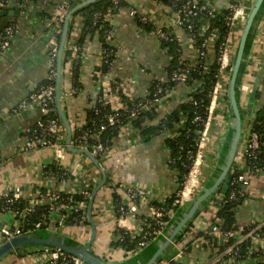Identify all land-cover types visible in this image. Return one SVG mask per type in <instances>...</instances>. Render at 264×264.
Masks as SVG:
<instances>
[{
	"label": "crops",
	"instance_id": "obj_1",
	"mask_svg": "<svg viewBox=\"0 0 264 264\" xmlns=\"http://www.w3.org/2000/svg\"><path fill=\"white\" fill-rule=\"evenodd\" d=\"M65 0H31L27 4L16 3L15 15L13 17L0 16V27L13 21L17 32L11 44L4 50L0 49V193L6 189L19 187L23 195L35 194L41 188L48 189H72L73 183L49 178L42 175L44 165L58 163L55 160L51 148L44 147L24 151L21 145L27 135L26 128L31 122L34 114L32 109L15 112V107L27 95V93L38 87L42 79L48 75L50 60V40L53 38L54 30L47 24V19L54 13L56 7ZM232 0H213L216 10L227 8ZM126 5L113 15V31L109 37V43L115 48V60L110 70L105 75L94 77V70L101 64L102 44L96 37H88L84 45V59L81 66L80 82L82 90L78 94H72V76L65 73L62 91L65 111L73 126L76 128L85 120V108L91 102L89 97L103 86L109 89L111 83L119 80L121 89L128 95L144 97L147 95L151 82L154 79L165 80L167 78V67L169 55L161 41L153 36H147L141 31L136 17L131 15V10L136 9L139 13L152 10L160 15L159 23L162 26H171L175 16L165 15L168 10L165 6L155 3L153 0H126ZM13 5L11 0L9 8ZM6 9V8H5ZM49 13V17H43ZM165 16V18H164ZM177 35L186 38L185 31L177 27H170ZM241 30H239L240 34ZM238 41V40H237ZM237 45V42L236 44ZM236 48V46H235ZM235 51V50H234ZM184 56L195 59V54L184 51ZM250 60L253 66H257V75L252 78L251 93L264 87V17L257 31L256 38L251 49ZM248 72L249 73V67ZM255 66V67H256ZM260 78L259 85L256 84ZM251 79V80H252ZM189 88L185 85H177L170 92V100L160 107L162 113L168 112L179 102L186 100ZM250 93V94H251ZM90 94V95H89ZM119 97L114 93L107 99L114 107L119 105ZM248 98L242 99L245 106ZM262 100L254 101L255 106H261ZM221 108V107H220ZM224 114V113H223ZM222 113L213 123L210 142L206 148L205 174L206 179L217 163L223 151L226 135L229 130L228 114ZM245 139H243L237 161L242 162L244 156ZM170 151L165 147L164 136L159 135L143 142L138 136L122 133L116 140L115 146L108 151L102 162L108 180L119 182L123 185H133L149 199L163 202L173 196L180 186L178 174L169 164ZM87 160V161H86ZM84 162L77 154L69 153L63 165L74 175L82 169L97 174L101 177L99 169L87 158ZM60 164V163H58ZM240 164V163H239ZM224 181L217 192L222 194ZM106 183L96 194L92 207V219L96 227V236L92 243L95 253L112 261L122 262L131 257L125 256L121 248H113L112 241L116 240L117 226L129 228L130 231L138 232L141 228L140 218L126 219L120 221L114 207L113 191ZM119 193H125L122 189ZM248 196L242 203L237 214V222L248 226L251 223L264 222V173L251 176V183L246 189ZM125 196V195H124ZM216 197L215 199H217ZM127 201L126 197L123 199ZM214 199L211 201L213 205ZM218 202L221 201L219 196ZM216 202V200L214 201ZM211 205L207 207L206 216L197 217L195 231L199 232L210 224V218L215 216V210ZM149 205H142L139 214H147ZM178 212V211H177ZM174 217V215H173ZM4 223H12L13 217L10 213L1 216ZM204 222V223H203ZM54 225V224H52ZM91 223L75 227H48L52 231H60L70 237L85 243L91 235ZM196 234V233H195ZM190 238L185 239L183 246L189 244ZM259 246H264V235L255 241ZM1 244V242H0ZM155 247V242L143 249L141 253L149 254ZM42 246L27 247L13 250L0 260V264H45L46 259Z\"/></svg>",
	"mask_w": 264,
	"mask_h": 264
},
{
	"label": "trees",
	"instance_id": "obj_2",
	"mask_svg": "<svg viewBox=\"0 0 264 264\" xmlns=\"http://www.w3.org/2000/svg\"><path fill=\"white\" fill-rule=\"evenodd\" d=\"M76 1L77 0H68L70 7H72ZM185 1L186 0H156L154 2L163 5L168 9L166 12L164 9L163 13L165 15L176 17L177 12L181 10ZM126 3V0H119L118 2H115L114 0H98L80 9L74 16L71 22V30H73L76 18L80 19L82 26L76 38H73L70 32L65 47L64 58L66 67L67 63L71 60L69 74L72 76V87L74 90L71 92L72 94H78L82 90L80 70L85 55L84 45L88 40V37L90 38L96 35L100 40L102 50L104 51L103 62L94 70L95 79H97L100 74H107L110 70L116 57L115 48L109 43V37L113 31V15L119 12ZM201 3H204V0H201ZM252 3L253 1L250 2V6ZM48 14L49 13H44L43 17H49L50 15ZM229 14L230 10L228 8L216 10L212 13H209L208 10H203L198 12L195 17L189 18L188 22L193 25L191 33L194 35V48L198 51H205L204 55H199L195 60L183 56V49L176 38L177 36L175 33H170V38L168 40H161L162 45L167 49V54L170 57L169 65L167 67V78L166 80L154 79L150 84L146 96L134 98L133 96L126 94L121 87H119V85H121L119 80L111 83L110 90H105L102 86L94 96L89 97L91 104L84 110L85 121L83 124L76 128L73 126L72 142L76 143L75 139L77 135L88 132L92 136L93 134L95 136L97 135V143L100 142L104 147L111 150L115 146L116 140L123 133V128L126 126L131 128L130 137L136 135L143 142H147L155 136L162 135L164 136L165 147L170 151L169 164L171 168L177 172L178 179L181 182L191 167L193 159L191 152L196 153L198 150V140L200 138V131L204 126V118H206V107L209 103V93L214 84L219 80L223 81V84H225V88L227 89L229 74L220 71L217 56L219 46L226 40L230 31L228 19ZM135 17L141 28L145 30L153 29L154 26L151 22H142L138 15ZM13 23V21L7 22L6 25L0 27V32ZM63 26L64 25H61L53 35L59 46L62 38ZM203 26H207L205 34L202 33ZM211 32L215 34V37L210 42V46H205L206 37ZM74 46L79 48L78 56L72 58ZM209 49L211 50L209 51ZM250 65L249 73L246 76L245 81L252 86L253 83L251 81H253L252 78L256 77L258 67L256 66L253 68L254 64L252 60H250ZM181 68L189 69L188 79L185 84V86L189 88L187 94L188 98L179 102V104L168 112L162 113L158 104L154 100L157 96H164L167 100H170V92H172L178 84L176 81H172L171 76L174 71H180ZM259 82L260 78L257 79L256 84L259 85ZM43 85H52L53 87H56V73L52 75L48 74V76L42 79L38 87ZM159 86L163 87L164 90L156 96L155 92ZM38 87L35 89H38ZM112 93L118 94L120 99L118 107H114L113 103L107 99ZM65 94L66 92L62 91V95L65 96ZM260 99L262 100V103L253 119L251 130L259 133L261 144L253 156L244 154L246 169L253 172L255 175L264 172V87L255 91V100ZM52 100L50 106H52L55 111L49 112L48 115H44L39 108L32 109L34 114L31 117L30 124L26 128V133L34 131L37 127V122L39 120H46L48 116L61 120L55 102V94ZM225 102L224 105H221L219 114H227V93L225 94ZM115 113H119L118 121L114 125H110L107 122V118L109 115ZM197 116H200L202 119L196 120L195 118ZM101 127H103V129L100 131ZM90 142L93 143L92 140ZM98 159L103 162L105 157L99 156ZM239 163L240 160L235 163L232 171L233 181L228 188L223 190L221 201L218 202V199H214L216 202L213 201V205H211V208L213 207L215 210L213 222H216L215 220L218 219L223 229L237 228L238 211L248 196V193H246V191L244 192L239 186V183L236 182V177L241 167ZM44 171L60 180H71L74 178V173L68 170L67 167H62V165L58 163L47 164ZM107 183H109L108 185L114 189L113 202L116 209L124 201L125 193H123V195L122 193H119L121 183L113 182V180H110ZM41 191L46 193L48 190L46 188H41ZM243 192L244 195L242 194ZM232 194H235L233 198H231ZM61 196L62 203L68 205V208L64 211V213L68 214L66 228L88 224L87 209L76 210L73 208V203L75 201L84 200L85 198L79 194L70 195L69 193H61ZM174 196L175 194L163 202L149 198L146 199L148 200V205L150 207L163 209L165 215L163 220L167 221L170 218L169 209L172 207ZM141 197L142 196H137L134 200L140 206L144 205ZM86 200L89 203V199ZM3 201V198H1L0 213L4 212ZM26 203L27 200L22 199L20 202L11 205V208L19 210L24 208ZM49 210V205L42 203L37 205L34 212H30L22 218V228L24 230H33L38 227V229L43 230L48 227L56 228L57 226L55 224L52 225V223H48L46 219ZM136 218H140L144 231H148L153 226L154 220L148 215L139 214ZM250 225L245 226V228L248 229ZM191 229L192 227H190L188 231ZM115 230L117 236L116 240L111 243L113 248H121L124 251L125 256L139 252V242L143 239L142 234L133 236L129 230L120 226H117ZM197 237L204 240V243L202 244L203 246L208 244L213 245L212 255L220 252V250L224 249L233 241V239H231L226 242L218 243L211 235L204 233V230H200ZM183 240L184 238L182 236L178 242L183 243ZM251 247L252 243L250 240L243 243L242 249L237 258V263L234 264H264V254H260L258 251L255 253H249L248 251ZM26 248L27 247H24L23 249ZM184 248L190 250V244L184 245ZM214 250H216V252H214ZM173 254L174 249L171 250L166 257L172 256ZM218 264L227 263L220 261Z\"/></svg>",
	"mask_w": 264,
	"mask_h": 264
},
{
	"label": "built area",
	"instance_id": "obj_3",
	"mask_svg": "<svg viewBox=\"0 0 264 264\" xmlns=\"http://www.w3.org/2000/svg\"><path fill=\"white\" fill-rule=\"evenodd\" d=\"M31 0H21L22 4H27ZM118 2L119 0H114ZM156 1V0H153ZM254 0H240V1H232L228 5V9L230 10L229 14V25L230 31L226 37V40L219 46L217 62L220 66V71L228 73L231 70L232 62L234 58V48L235 44L239 37V30L242 29L243 24L245 23L249 9H250V2ZM11 0H0V8L5 9L10 4ZM70 5L68 0L60 3L54 13L47 19V24L56 31L61 25H64L66 15L70 9ZM203 10H208L209 13L216 11L213 0H204V3H201V0H186L184 5L182 6L181 10L177 12L176 17L170 22L172 27L180 28L181 30L185 31L186 38H182V36L176 34V38L180 42V45L183 49V56L184 51H188V53L195 54L196 57L199 55H204L205 51H198L194 48V35L191 33L193 25L188 22L189 18L195 17L198 12ZM131 15L136 16L138 15L142 22H151L153 24V29L145 30L141 28V31L147 36H153L157 39L161 40H168L170 38V33H174L171 26H162L159 23L160 15L152 10H147L144 12L139 13L136 9L131 10ZM165 18V16H164ZM82 23L80 19L76 18L73 30H71V36L76 38L80 32ZM170 30V31H169ZM207 26H203L202 33H206ZM17 32L15 23L7 26L4 28L3 31L0 32V49H6L11 42L13 41L15 34ZM215 37V34L212 32L208 34L206 37L205 46L209 45L212 39ZM78 47H73V57L78 56ZM211 49H209L210 51ZM59 53V44L57 40L53 37L50 40V60H49V70L48 74L52 75L57 73V58ZM101 63L104 60V51H101ZM185 57V56H184ZM196 59V58H195ZM193 59V60H195ZM56 60V61H55ZM101 65V64H100ZM71 68V60L67 63V67L65 66V73H69V69ZM189 69L184 68L180 69V71H174L171 79L172 81H176L177 85H185L188 79ZM244 77V81L241 85L242 90V99H246L250 96L251 93V85L248 84L246 80V76ZM48 76V75H47ZM166 80V79H165ZM121 87V85H119ZM187 87V86H186ZM164 88L159 86L155 95L157 96L158 93L163 92ZM73 87L71 92H73ZM227 93V89L225 88V84L223 81H217L214 86L212 87L209 93V103L206 107V118H204V126L200 131V138L198 140V150L196 153H192L193 157L191 167L188 173L183 177V180L180 182V186L175 193L172 207L169 209V220L175 215V213L180 209H186L189 204L192 202L194 197L199 193L201 188L204 185L206 180V170H205V161H206V148L210 142V133L213 126L214 121L218 116L222 117L219 114V109L221 105H224L225 102V94ZM55 94V87L52 85H43L38 87V89L29 91L27 95L21 100V102L15 107V112L21 113L22 111L39 108L44 115H48L49 112L55 111V109L50 106L52 103L53 96ZM118 96L117 93H114ZM119 99V98H118ZM120 101V100H119ZM156 103L159 106L166 104L169 100H167L164 96H157L155 98ZM259 101V100H258ZM260 106L254 107V112L251 116L250 121L246 127L245 132V148L244 154L248 156H253L255 151L259 148L260 142V135L256 131L251 130V125L255 115L258 111ZM119 117V113H115L109 115L107 118V122L110 125H114L117 123ZM196 120L202 119L200 116L195 118ZM83 124V123H82ZM81 124V125H82ZM79 125V127L81 126ZM103 129L101 127L100 131ZM131 128L128 126L123 128V133H127L130 135ZM94 136V137H93ZM93 136L90 133H83L81 135H77L75 142L72 144L76 147H81L90 151L95 157L103 156L105 157L110 149H107L103 146L102 143H97V135ZM65 138H66V129L63 122L58 118L49 117L46 120H39L37 122V127L31 133H27L23 144L21 145V149L24 151H29L32 149L44 148L48 147L51 148L54 152V157L56 162L60 163L62 167L64 166L66 157L68 155V151L65 145ZM92 140L93 143L90 141ZM81 162H84L88 157L84 154H77ZM87 161V160H86ZM243 165V166H242ZM240 171L236 177V182L239 185L245 186V188H241L244 192L246 191L247 187L251 183V176L255 175L253 172L248 171L245 167V159L243 156L242 162H240ZM42 168V175L46 177H53L48 173H45L44 168ZM65 167V166H64ZM69 170V169H68ZM264 173V172H262ZM261 174V173H260ZM259 175V174H257ZM70 181L73 183V188L70 190H58V189H48L46 193H43L41 190H38L35 194L25 196L23 195L22 190L19 187H13L4 190L0 193V199L3 198V210L4 212L0 213V242H4L7 239L16 237L21 235L25 232L32 231L24 230L22 228V218H24L30 212H34L36 210L37 205L39 204H46L49 205L50 210L49 213L46 215V219L48 223L55 224L59 227H66L67 226V213H64L65 209L68 208L67 204L62 203V196L61 193H69L71 194H79L85 198L84 200L75 201L73 203V208L76 210H86L88 209V201L86 199H90L92 195L93 188L98 181L97 174L90 172L88 170H80L77 175H74V178L71 180H64ZM233 181V180H232ZM231 181V183H232ZM120 189L125 192V197L127 201H123L117 208L116 211L118 213L120 221H124L126 219H134L137 217L141 206L137 204L134 200L137 196H142L143 199L142 203L148 204V200L142 194L140 190H138L133 185H120ZM140 192V193H139ZM244 192L242 193L244 195ZM222 199V194H218L217 199ZM235 194L231 195L233 198ZM22 199H26L27 203L24 208L19 210H14L11 208V205L20 202ZM211 205V203H210ZM209 206V205H208ZM207 209V208H206ZM206 209L200 214V216H206ZM148 213L146 215L150 216L154 220L153 226L148 230L144 231L142 226L138 232L129 231L136 236L137 234H142V240L139 242V251H142L154 241H157L163 235L164 229L169 222V220L164 221L163 217L164 212L163 209L160 208H153L149 206ZM5 213H10L13 217L12 223L7 224L2 221L1 216ZM198 216V217H200ZM215 217V216H214ZM213 218H210L209 226H206L204 233L209 234L212 238L216 239V242L222 243L233 239L232 243L227 245L224 249L220 250V252L215 253L212 255V246L213 245H206L203 246L204 240L198 238V232L195 231V225L197 224L196 220L193 223L192 229L186 232L183 235L184 240L187 238L191 239L190 249H200L201 252H195L194 250L188 252L186 248H184L183 243L177 242L174 246V254L169 257H165L162 260L154 263V264H218L220 261H224L227 264H234L237 263V258L240 254L242 249L243 243L249 241L252 243L251 249L248 251L249 253L259 252L260 254H264V246H258L255 241L262 238L264 235V222L263 223H251L248 229L245 228L244 225L238 223L237 228L235 229H223L221 227L220 221L217 219L216 222H213ZM218 222V223H217ZM204 223V222H203ZM39 228V227H38ZM36 228V229H38ZM33 229V230H36ZM128 230V228H127ZM196 233V234H195ZM183 240V241H184ZM217 250V249H216ZM214 250V252H216ZM43 254L45 255L46 263L50 264H85L80 258L70 255L66 252H63L59 249H51L44 247Z\"/></svg>",
	"mask_w": 264,
	"mask_h": 264
},
{
	"label": "water",
	"instance_id": "obj_4",
	"mask_svg": "<svg viewBox=\"0 0 264 264\" xmlns=\"http://www.w3.org/2000/svg\"><path fill=\"white\" fill-rule=\"evenodd\" d=\"M96 1L98 0H77L66 15L57 58L55 87L57 110L66 129L65 145L67 151L69 153L86 155L101 173V177L93 188L87 209L88 221L92 226L91 235L87 242L82 243L60 231H52L50 229L28 231L7 239L0 244V260L13 250L24 247L42 246L59 249L80 258L86 264H154L165 258L174 249L175 244L192 227L196 218L208 207L212 199H215L217 192L221 188L222 181H224L222 187L228 188L233 180L232 171L237 161L242 141L245 138L246 127L251 119L255 101V91H253L248 98V103L245 106L243 105L241 85L248 72L247 68L250 63L251 49L261 25V20L264 17V0L253 1L247 19L239 34L227 81V117L229 119V130L226 135L223 151L199 193L186 209L178 210L174 217L169 220L163 235L160 239L154 241L155 247L149 254H144L139 251L122 262H112L94 252L92 243L96 236V227L92 219V207L99 189L107 183L108 174L101 160L95 157L90 151L72 144V125L65 111L62 86L65 75V47L71 32V22L80 9ZM12 2L13 5L11 8H0V16L7 15L13 17L15 15L16 3L21 2V0H12ZM239 186L243 189L245 188L243 185Z\"/></svg>",
	"mask_w": 264,
	"mask_h": 264
},
{
	"label": "rangeland",
	"instance_id": "obj_5",
	"mask_svg": "<svg viewBox=\"0 0 264 264\" xmlns=\"http://www.w3.org/2000/svg\"><path fill=\"white\" fill-rule=\"evenodd\" d=\"M256 66V65H255ZM255 66H253V68L255 67ZM205 170H206V172H207V169L205 168ZM192 250H194L195 252H201L200 251V249H194V248H191L190 250H188V252H190V251H192Z\"/></svg>",
	"mask_w": 264,
	"mask_h": 264
}]
</instances>
